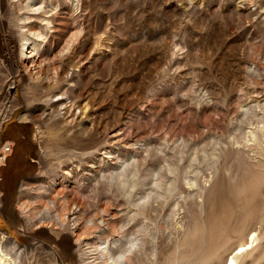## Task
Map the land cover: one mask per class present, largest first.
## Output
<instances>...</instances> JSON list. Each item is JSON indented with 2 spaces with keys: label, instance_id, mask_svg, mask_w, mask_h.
<instances>
[{
  "label": "rangeland",
  "instance_id": "rangeland-1",
  "mask_svg": "<svg viewBox=\"0 0 264 264\" xmlns=\"http://www.w3.org/2000/svg\"><path fill=\"white\" fill-rule=\"evenodd\" d=\"M0 254L264 264V0H0Z\"/></svg>",
  "mask_w": 264,
  "mask_h": 264
},
{
  "label": "built area",
  "instance_id": "built-area-1",
  "mask_svg": "<svg viewBox=\"0 0 264 264\" xmlns=\"http://www.w3.org/2000/svg\"><path fill=\"white\" fill-rule=\"evenodd\" d=\"M1 150L6 153L7 151L10 150V145L8 143L2 144Z\"/></svg>",
  "mask_w": 264,
  "mask_h": 264
},
{
  "label": "bare ground",
  "instance_id": "bare-ground-1",
  "mask_svg": "<svg viewBox=\"0 0 264 264\" xmlns=\"http://www.w3.org/2000/svg\"><path fill=\"white\" fill-rule=\"evenodd\" d=\"M249 243V242H248ZM136 248V247H135ZM242 249V248H241ZM138 251V250H137ZM1 255V254H0ZM3 255V254H2ZM3 257H4V255H3ZM1 258V257H0ZM235 258H236V256H235ZM2 259V258H1ZM233 262V259L231 258L230 260H229V264H231Z\"/></svg>",
  "mask_w": 264,
  "mask_h": 264
}]
</instances>
